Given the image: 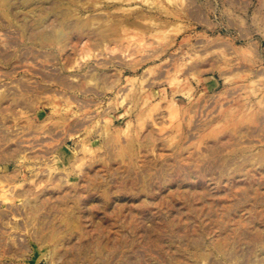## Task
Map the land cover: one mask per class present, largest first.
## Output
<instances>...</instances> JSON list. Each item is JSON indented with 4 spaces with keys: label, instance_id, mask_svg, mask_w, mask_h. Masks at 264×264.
Returning <instances> with one entry per match:
<instances>
[{
    "label": "rangeland",
    "instance_id": "374dc122",
    "mask_svg": "<svg viewBox=\"0 0 264 264\" xmlns=\"http://www.w3.org/2000/svg\"><path fill=\"white\" fill-rule=\"evenodd\" d=\"M178 5L163 17L165 26L157 34L138 12L127 11L135 7L127 0H0V166L8 161L5 172L15 174L14 153L29 136L39 135L42 125L45 132L64 129L57 134L65 137L59 154L93 152L99 146L93 138L110 129L93 127L80 113L96 116L91 109L106 108L109 101L141 85V102L153 120L162 121L158 128L169 146L175 134L169 135L173 130L168 125L182 119L179 110L185 105L191 114L214 107L219 112L221 98L243 103L254 79L248 75L251 63L264 64V0H178ZM69 43L76 45L75 52L63 50ZM102 49L108 59L97 60ZM93 73L101 86L115 87L79 94L69 87ZM126 107L117 109L125 121ZM68 115L73 118L65 121ZM100 117L112 128L122 127L102 111ZM77 130H87V139L79 137L81 143L71 138ZM179 130L193 133L188 142L196 149L194 176L183 170L186 161L170 157L163 140L154 154L132 146L127 150L140 172L159 170L153 182L143 185L148 196L137 193L140 182L134 171L112 164L88 187L78 185L66 197L74 211L87 207L82 219L95 224L89 227V238L71 246L55 234L52 243L43 245L27 236L4 238L0 264H264V155L257 149L264 110L249 112L246 123L231 131L219 117L215 123L181 122ZM41 142L47 139L41 137ZM229 146L235 150L228 151ZM30 157L47 159V153ZM61 166L66 162L56 165ZM37 179L43 186L48 177L41 173ZM174 179H195L210 192L193 189L189 200L181 197L186 189L176 188L161 196L160 189ZM74 180L70 177L69 183ZM8 207L0 199V234L12 219V213L4 211ZM49 211L45 207L36 218L38 225ZM208 229L221 246L212 249L198 241ZM112 248L117 251L105 261Z\"/></svg>",
    "mask_w": 264,
    "mask_h": 264
},
{
    "label": "clouds",
    "instance_id": "9594fccd",
    "mask_svg": "<svg viewBox=\"0 0 264 264\" xmlns=\"http://www.w3.org/2000/svg\"><path fill=\"white\" fill-rule=\"evenodd\" d=\"M133 2L135 7H129L127 11L138 12L143 22L150 24L151 30L157 34L158 30L165 26L163 17L171 15L179 6L178 0H127L128 4ZM153 39H155V35ZM86 43L87 41H85ZM68 49L75 52L76 45L69 43L64 46L63 50L68 51ZM104 51L102 49L97 54V60L108 59L107 56L103 55ZM138 54L142 55L143 53ZM84 75L87 77L88 73H84ZM248 75L254 79L251 89H245V94L242 97L243 103L238 104L235 101L221 98L217 103V107L220 108L219 112L216 111L215 107L208 113L201 111L199 113L192 112L191 114L187 111L188 105L180 109L182 119L168 125L173 130L169 135L175 134V143L171 146L167 143L168 138L164 137L158 128L162 121L153 120L150 109L141 102L144 91L142 85L136 91L130 89L123 96H118L115 100L109 101L106 108L97 105L96 108L91 109V111L97 113L96 116L80 113L81 118L93 121V127L100 129L107 127L110 129V132L106 135L101 132L98 138H93V142H96L97 139L99 140V146L91 153L83 155L77 153L73 157L59 154L58 145L65 137L60 136L57 138V134L63 132L64 129L57 127L54 130L45 132V126H40L37 129L39 135L29 136V142H22L20 149L14 153L15 159L12 162L16 165L15 174L8 175L5 172L7 160H5L3 166H0V173H3V179L0 180V199H3L5 204L10 205L4 211L12 213V219L5 225V231L0 234V242L27 236L29 239H35L43 245L52 243L53 234H55L57 238L63 236L65 238L64 243L71 246L76 244L78 240L89 238V227L94 228L95 224L89 225L85 219H82L87 207L81 205L74 211L75 205L68 207L66 197L68 192H72L78 185L80 187H88L93 180L101 176V171L112 164H116L118 169L134 171L140 182L139 192L137 193H143L144 196H148V192L144 190L143 185L153 182L159 170L157 169L156 172L147 174L140 172L136 166L135 156L127 150L132 146L143 149L148 154H154L157 150L156 145L163 140L165 141L164 148L168 149L170 157L186 161V164L182 166L183 170L194 176L196 172L194 152L196 149L193 144L188 142V138L193 133L191 130L181 133L179 124L181 122L190 123L193 119L197 123L200 120L215 123L217 117H219L220 122L227 125L229 131H231L232 127L246 123L249 112L264 110V64H257L253 61L248 70ZM69 87L76 94L88 89L96 93H104L111 91L115 84L112 85V88L107 85L101 86V82L95 79V74L93 73L92 78H88L81 83L73 80ZM124 104H127L124 109L126 121L122 120L117 114V109L122 108ZM70 107L74 108L76 106L72 105ZM101 111L109 121H119L122 127L112 128L110 123L107 125L104 123L103 117L97 119ZM72 118L70 115L65 116V121ZM86 131L77 130V134L71 137L74 143H81L80 136H85V139H87ZM41 137H45L47 142H41ZM243 138L247 139L248 134L244 133ZM257 149L260 155H264V133L261 134V142L257 145ZM234 150L233 147H228V151ZM38 151L47 153V159L30 157V153H37ZM183 153H187V155H183ZM61 161L66 162L67 166L57 168L56 165L60 164ZM41 173H43V176L48 177L47 180H43V186L41 181L37 179ZM54 175H58L57 180L52 179ZM70 177H75V180L71 183H69ZM176 188L186 189L187 191L181 193V197L189 200L192 199L191 193L193 189H205L206 192H210V190L205 188V185L195 179H193L192 183L174 179L173 183L160 189V195L163 196L166 192ZM64 189H67V191H64ZM33 201H37V203H33ZM88 204L93 207L96 206L91 203ZM41 205H44V207H41ZM45 207L50 209V211L41 217L38 225L36 218L41 215V212H44ZM7 229H11V231H7ZM13 232L20 235L13 237ZM193 234L195 235V232ZM214 237H216L215 233L208 229L207 232H204L197 239L200 243L207 242V247L215 249L221 244L219 239H214ZM4 238H7V240ZM116 251L117 249L115 248L108 250V256L104 257V260L107 261ZM184 251H187V248ZM96 252L99 254L100 249H97ZM96 264H99V261ZM115 264H117V261ZM178 264H183V262H178ZM230 264H239V262L232 260Z\"/></svg>",
    "mask_w": 264,
    "mask_h": 264
}]
</instances>
